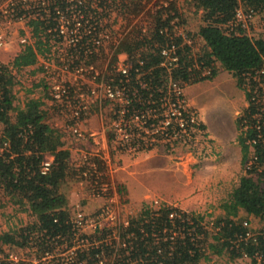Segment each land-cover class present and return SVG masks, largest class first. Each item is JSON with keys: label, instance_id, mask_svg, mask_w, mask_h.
Masks as SVG:
<instances>
[{"label": "trees", "instance_id": "16d2710c", "mask_svg": "<svg viewBox=\"0 0 264 264\" xmlns=\"http://www.w3.org/2000/svg\"><path fill=\"white\" fill-rule=\"evenodd\" d=\"M82 1L84 15L85 11L92 12L97 22L101 19L107 22L111 11L122 14L127 20L122 34L109 45L112 52L105 79L112 86L122 87L130 96V112H144L156 125L161 117H153L147 110L152 109L155 114L162 112L160 98L172 93L173 83L184 88L212 80L222 68L236 78L241 88L246 78L251 81V75L263 67L264 37L252 38L239 25L230 30L226 24L233 20L239 7L264 15V0H189L196 11H202L201 24L195 34L184 30L185 19L174 0ZM55 2L64 5L63 0ZM144 16L150 19L145 26ZM54 25L47 13L43 19H30L32 42L24 44L10 64L0 62V189L9 203L18 204L33 217L26 225L0 232V251L3 252L2 246L26 248L31 258H40L75 247L74 264H98L103 257L110 259L111 245L115 241L110 239L111 245L106 244L108 230L103 234L81 233L77 240L83 239L82 242L73 241L74 225L67 197L61 190L66 179L78 174L80 169L73 168L69 149L60 133L47 121L44 102L34 97L28 98L22 106L14 102L16 72L35 65L39 55L51 51L54 39L48 30ZM193 35L203 42V47L195 53L193 39L196 36ZM170 46H174L176 60L173 62L165 60L162 54V50ZM102 50L101 47L99 56ZM120 54L127 56L130 65L127 77L114 67ZM99 56L93 52L80 59L86 64H96ZM41 82L44 85V79ZM44 88L47 90L45 85ZM45 97L51 99L47 93ZM246 99L248 105L236 118L244 173L229 197L211 207L208 213L186 212L169 205L155 209L144 204L138 215L128 220L121 234L124 247L119 248V262L198 264L210 255H225L230 260L246 256L252 261L258 255L264 262V168H259L264 166V106L262 102L257 103L256 98L252 99L250 92H246ZM108 137L113 139L114 133H108ZM253 139L259 141L253 143ZM169 143L176 145L177 141ZM250 150L257 159L247 169ZM48 156L52 160L43 173V162ZM171 213L178 216L171 218ZM250 222L261 225L253 228ZM85 240L102 242L84 246ZM57 259L64 264L65 256H57Z\"/></svg>", "mask_w": 264, "mask_h": 264}, {"label": "built area", "instance_id": "2783aa9c", "mask_svg": "<svg viewBox=\"0 0 264 264\" xmlns=\"http://www.w3.org/2000/svg\"><path fill=\"white\" fill-rule=\"evenodd\" d=\"M63 4V6H60L55 0H0V49L7 43L5 31H9L7 28L11 23L25 21L27 29L30 32L28 27L30 19H43L47 13L55 22L54 27L48 30L54 39L51 42V51L39 55L38 58L47 59L50 55H57L60 52L59 49L64 47L66 48V57L64 58L65 60L62 59V62H58L62 68L60 74L54 72L53 66L39 63L40 67L43 68L42 79H44V85L47 87V94L51 97L50 100L58 103L59 109L67 112V115L70 117V120L65 124V129L77 140L88 139L91 143V151L84 152L81 155L79 172L86 180L92 181V183L90 182L92 196L103 199L99 210L93 215H86L82 211H78L72 217L74 225L73 241L82 242L83 239L77 240L81 233L89 234L91 232L90 234H92L96 232L103 234L105 230H108V232L106 231L107 236L104 239L107 241L106 244L111 245V240H114L115 243L111 245L113 249L109 253L110 259L107 260L106 257H103L98 261V264H105L108 261H110L109 264H122L118 261L120 259L119 248L124 247L121 234L128 224L127 222H122L123 220H121L120 214L117 211L118 204L115 196L112 194V190L115 189L107 182L101 181V178H103L102 169H100L97 159L104 161L107 157L106 148L109 141L119 142L122 144L123 150L127 149L131 151L134 149L137 151L143 146V142L150 146L154 145L158 140L186 142V139L191 134L193 135L196 131L203 132L204 128L201 126L196 112H193L191 107L186 106L182 92L183 88L176 86L174 83L172 84V93H165L160 98L162 99V112L155 114L154 110H147L148 113H153V117H161L157 125L144 112H136L135 110L130 112L128 107L130 98L124 93L123 88H119L118 85L112 86L108 84L105 79V73L98 71L95 64H86L85 60L80 59L81 56L84 55L86 57V55L93 54V52L99 56L100 48L103 47L107 38L105 20L101 19L97 22L91 16L92 12L90 11H85L87 14L84 15L82 11L84 1L82 0H63ZM50 8L52 10H49ZM84 9H86L85 6ZM240 9L241 7L237 8L233 20L229 23L243 28L246 27L245 22L253 17L254 12L252 10L242 12ZM179 33L182 32L179 31ZM31 42L32 36L30 37L29 35L21 39L23 46ZM173 47L170 46L162 50V54L165 58L168 57L171 62L176 60ZM81 51L84 54H81ZM114 67L116 71L121 72L125 77L128 76L129 67L124 60L119 59V56ZM251 79L249 81L246 78V92H250L251 98H256V102H262L264 106V64L260 70L251 75ZM107 101L123 104H118V108L112 112L113 119L111 120V124L116 136L113 139H109L108 135L104 132L94 130L88 132L82 131L80 129L82 116L89 114L92 106ZM256 128L259 129L260 127L256 126ZM131 135L133 136L130 138ZM135 135L144 138L143 142ZM133 139L139 140L140 146L138 148L135 147L136 144L129 145L134 148L127 147V143L134 141ZM262 140L264 141V137H262ZM255 141H259V139H253L252 142L255 143ZM250 152V160L246 165L247 169L257 159L254 152L251 150ZM49 164L50 160L43 162V173L48 170ZM259 168H264V166L262 165ZM173 216L178 215L176 213L169 215L171 218ZM244 225H247V223L244 222ZM85 242L84 246H89L99 244L102 241L87 243V240H85ZM74 250L75 247L68 249L64 264H74ZM100 253L101 255L104 254V248L101 249ZM0 254L4 255L0 256V264H60L57 254H46L40 258L26 260L17 258L16 255L9 252ZM125 254H128L127 250ZM255 258L260 259V256L256 255ZM126 261V264H137L135 260Z\"/></svg>", "mask_w": 264, "mask_h": 264}, {"label": "rangeland", "instance_id": "374dc122", "mask_svg": "<svg viewBox=\"0 0 264 264\" xmlns=\"http://www.w3.org/2000/svg\"><path fill=\"white\" fill-rule=\"evenodd\" d=\"M176 1V4L178 6V10L182 12V16L185 19V26L184 30L195 34L198 31V27L201 24V12L200 10L196 11V8L190 2L189 0H174ZM148 8H146L147 10ZM242 12H246L247 10L244 9V7H241L240 9ZM144 22L143 25H147L150 19H148L146 16L143 18ZM127 20L123 18L122 14H119L116 11H111L109 17L107 18V22L104 21V24L107 28V34L109 37H107L106 41L103 44V52L101 55L96 59L95 66L97 67L98 71L101 73H105V76L109 74L108 71V65L110 63V51L109 45L111 42H114L119 36L122 34V31L124 30V27L126 25ZM228 24V23H227ZM226 24L227 29H232L234 25L232 24ZM246 27L244 28V31L248 34V36L252 38H260L264 37V15L259 13H254L253 17L250 20H247L245 22ZM9 25V24H8ZM7 26V25H6ZM183 29V28H182ZM6 30V29H5ZM9 31H5V38L7 39V43L3 48H10L12 53H18L20 49L22 48L23 44L21 43V39L27 37L28 35L31 37V34L29 30L27 29L25 21L17 22V23H11V25L7 28ZM179 31H182L179 29ZM4 32V31H2ZM194 37L196 35H193ZM192 36V37H193ZM194 45H193V52L200 51L199 48L203 47V42L200 40V38L197 36L193 39ZM12 44V45H11ZM8 45L10 47H8ZM2 48V49H3ZM63 49V50H62ZM1 50V49H0ZM60 52L57 55H50L47 59L38 58V63H41L43 65H51L54 67V72L56 74H60L62 71L61 65L58 64V62H62L65 60L66 57L65 50L66 48H60ZM62 51V52H61ZM63 59V60H62ZM119 59L124 60L125 63L130 66L127 61V56L125 54L120 55ZM165 60L170 61V59L167 57ZM45 62V63H43ZM11 63V62H10ZM7 62V64H10ZM4 64V63H2ZM37 67L39 64L36 65ZM218 66L220 67L219 63ZM36 67V68H37ZM26 73H21L20 70L16 72V80L17 83L14 87V91L16 93V105L22 106L25 101H27L28 98L34 97L39 98L40 101H43L44 104L42 107L47 111V121L49 124H57L58 122H67L70 120L69 115H67V112L63 111L62 109H59L58 103L52 102L50 99H47L45 97V94L47 93L46 89L44 88V85L42 84V72L37 71L35 79L30 80L29 76ZM218 74H222L221 79L215 80V82L211 81L208 83H203L205 85H208V90H212L211 94L213 92V88L215 89L214 94H221L223 95L222 98H218L215 100L214 98H210L207 100H200L198 98V95H196L194 92H185L184 88L182 89L184 100L186 106L191 107L193 112H196L197 118H199V109L202 111V108H208L211 106L210 114L214 115V113L217 111L218 114H220L225 120L229 119V112L228 107H225L228 105L229 102L235 103V105L242 104L241 98H237L235 96L236 93H239L243 91L246 94V87L245 84L241 85V88L238 87L237 83L233 80V76L230 72L219 68ZM44 75V73H43ZM66 77V76H64ZM63 77V78H64ZM31 78V77H30ZM33 78V77H32ZM236 80V78H235ZM220 81V82H219ZM219 82V83H218ZM232 82V88L229 87V83ZM215 83V84H214ZM216 83H218L216 85ZM236 89L234 88V86ZM236 90V93H233V90ZM241 90V91H240ZM136 93V90H134ZM234 94V95H233ZM130 97L129 95H127ZM247 101V99H246ZM104 102V101H103ZM102 102V103H103ZM100 103L98 105H94L91 107L89 114L86 116H82L81 123H80V129L84 132H88L91 130L97 131L96 129H99V132L101 130H105L104 133L108 135V133H114L112 130V124L109 123V118L111 117V114L114 109L118 108L117 102H105ZM117 103V104H116ZM248 105V102H246ZM130 104V103H129ZM123 105V104H120ZM216 106V107H214ZM241 112V111H240ZM239 112V113H240ZM66 113V114H64ZM97 118V127L89 128L87 129L86 126L89 125V119L91 118ZM113 119V116H112ZM102 124V125H101ZM229 124L231 122L229 121ZM101 127H98L100 126ZM96 128V129H95ZM2 129V125L0 124V130ZM117 134V133H116ZM191 134V131H190ZM208 131L204 129L203 132L196 131L194 134L188 137L186 139V142H177L176 145L170 144L169 142H166V140H158L154 145L150 146L149 144H145L142 140L144 138H141L139 136H136L138 139H140L143 142V146L140 147V150H131L128 151L127 149H122V144L115 141H109L107 144V157L104 159V161L101 162V164H104V167L102 169V175L103 178H101V181L107 182L111 185L112 188L115 190H112V194L115 196L117 204H118V212L120 214L122 222H128L125 218H127V215L130 211V207H132V204L130 202V195L128 193V189L126 185H132L137 183H143L145 186H148L149 179L153 181L152 177L147 173H137V169L133 166L134 160L137 158L136 156L140 153H146L150 149H156V148H162L164 150L165 155H175L178 151H181L182 153L188 154L192 160H194L192 164L191 172L189 173V177L191 178L193 184L204 177H211L212 182L208 178V183H211L210 185L213 186L215 184H224L232 187L234 184L237 183V180L239 179L240 175H242L241 167H239V160H235L234 156L231 154L228 158H224L226 155V152H224V156L220 153L221 150H219L217 143H215L211 137L208 135ZM67 135V134H66ZM114 136H116L114 134ZM133 135L130 136V138ZM86 143H79V141L75 140L72 135H70V138L67 140L68 147H72V155L74 156L73 161L78 163V159L80 158V152H90L92 149L91 143L88 139H85ZM134 140V139H133ZM136 144V145H135ZM74 145V146H73ZM129 145H135V147H139V140L130 141L127 143V147H132ZM169 145V146H168ZM134 148V147H132ZM164 148V149H163ZM231 150V149H228ZM249 157H250V151H249ZM71 160V158H70ZM71 160L70 163H72L73 168L76 167V165L81 164H75ZM81 161V160H80ZM224 162L222 168V163ZM80 163V162H79ZM150 165L149 161L146 158L141 157L140 159V166L142 167H148ZM208 166V167H206ZM141 167V168H142ZM198 167V168H195ZM200 168H202L201 174L198 172L197 175H195V170L200 171ZM80 168L78 167V170ZM77 170V168H76ZM225 170V171H224ZM225 173L223 176L219 175V173ZM207 173V174H206ZM244 173V172H243ZM209 174V175H208ZM231 174L230 181H227L225 178L227 175ZM91 180H86L83 176H81L80 172L78 171V174H75L72 177H69L66 179V181L63 183L61 190L65 193L67 200H68V209L71 217L76 215V212L82 211L86 215H93L95 212L99 210L90 208V205H85L83 207L80 202L85 198V189L89 191L90 196H92L91 191ZM85 186V187H84ZM162 188V186H160ZM85 188V189H84ZM89 188V189H88ZM78 196V205H71L69 201H73ZM93 197V196H92ZM149 201H146L143 204H147L151 208H158L161 206L162 202L159 197H148ZM91 197L87 196L86 202L90 201ZM81 200V201H80ZM157 201V203H155ZM8 198L2 194V191L0 189V232L6 231V230H13L15 228L21 227L23 225H26L33 221V217L28 214L24 210L23 207L19 206L18 204H10V206L14 205L16 206L15 210H11L10 206L7 205ZM212 211V208H211ZM211 211H201L202 213H208ZM127 212V213H126ZM125 217V218H124ZM209 218H212L209 217ZM15 219V220H13ZM20 220V221H19ZM27 220V221H25ZM24 221V222H23ZM22 222V223H21ZM253 228L259 227L261 224H257L255 222L249 223ZM91 232H89L90 234ZM79 245V244H78ZM77 245V246H78ZM77 248V247H76ZM0 253H13V255H16L17 258H21L22 260L31 259V252L30 250L23 248H8L6 246H2ZM68 250L66 252H60L57 254V256H65L67 254ZM0 256H4L0 254ZM34 258V257H32ZM226 260L225 257H221L220 260H218V264H226L223 262ZM207 260H212L211 258L202 259L200 262L201 264L207 263ZM209 264V263H207Z\"/></svg>", "mask_w": 264, "mask_h": 264}, {"label": "crops", "instance_id": "0c3cea01", "mask_svg": "<svg viewBox=\"0 0 264 264\" xmlns=\"http://www.w3.org/2000/svg\"><path fill=\"white\" fill-rule=\"evenodd\" d=\"M8 47L10 46L8 45ZM17 54L18 53H12L10 48H3L0 50V62L4 64H7V62L10 63ZM37 64H39L38 60L35 63V65L26 66L20 69V72L21 73L28 72L27 75L29 76V79L30 80L35 79L36 77H38L36 75L37 71L42 72L43 70V68L40 67V65L37 67L36 66ZM219 75L223 76L222 74H217L212 80L200 81L184 87V91L190 92L188 96H190L191 92H194L196 95H198V98L200 100H207L210 98H214L215 100H217L218 98H222L223 95L214 94L216 92L214 89L216 86L213 88V92L211 94L212 90H208L209 86L203 84L211 81L215 82V80L221 79V76ZM233 80L236 83L235 78H233ZM218 83H216V85ZM231 84L232 82L229 83V87L232 88ZM15 85L16 84H14L13 86V92L16 96V93L14 91ZM234 88L236 89L235 86ZM232 90L233 93H236V90L234 89ZM235 96L237 98L238 97L241 98L240 100H242V104L236 106L235 103L231 101L228 103V105L225 106L228 107L227 111L229 112V119L225 120L221 116L222 115L221 113H220L221 115L218 114L217 112L218 110L214 113V115L210 114V109H211L210 106L209 107L210 109L202 108V111L199 109L200 111L199 120L200 123L203 125L204 129L208 131L209 137H211L212 140L215 143H217L219 150H221L220 153L224 156V152H226L224 158L229 159V156L232 154L235 160H239V167H241L243 174V168L241 164V160H242L241 147L237 141L239 131L237 129L236 118L240 114L239 112L242 111L247 106L246 103L247 101H246V94L243 91L240 92V95L239 93H236ZM95 119L97 118L93 117L89 119L88 122L89 125L86 126L87 129L97 127L98 123L97 120ZM111 120H112V114L111 117L109 118V123L111 122ZM229 121L231 122V124H229ZM65 124L66 122L62 121V122H58L57 124L54 123L52 124V126L60 133L65 147H67L70 151L71 154L70 158L73 161L74 156L72 155V147L71 148L68 147L67 144V140L70 138L71 134L65 129ZM101 125L98 127H101ZM96 130L99 132V129ZM104 131L105 130H101V132ZM74 139L77 140L76 138ZM77 141H79V143H84V144L86 143V140H77ZM80 153H81L80 154V158H81L82 152ZM136 157L137 158L134 160L133 166L137 169V173L138 174H140V172L147 173L152 177L153 181L150 178L148 186H145L142 182L140 184L137 183L132 185H128V184L126 185L128 189V193L130 195V202L132 204V207H130L131 209L129 210L130 212L128 214L125 213L123 214V216L127 215L126 216L127 218L124 217L127 221L130 218L138 215V213L142 209V206L144 205L143 203L149 201L148 200L149 196L159 197L162 202L161 206L169 205L186 212L199 213L204 210L211 211V207L217 206L218 204H220V202H222L223 200L229 197V194L231 193L233 188L238 184L239 179L241 177L240 175L239 179L237 180V183L234 184L232 187L228 186L227 184L226 185L215 184L211 186L210 185L211 183H208V178L212 182L211 177L201 178L200 180L196 181L193 184L191 178L189 177V173L191 172L192 164L194 160H192V158L185 152L182 153L181 151H178L177 154H175L174 156L165 155L164 150H162V148H156V149H150L146 153H140ZM141 157L146 158L149 161L150 165L148 167L140 166ZM47 160L51 161L52 157L48 156ZM80 160L81 159H78V163L74 161L73 162L75 164H79ZM97 161L99 163V161L102 162L103 160L97 159ZM223 164L224 162L222 163V168L225 167L223 166ZM79 166L80 165H76V167L74 168L78 169ZM102 166L104 167L103 163L99 165V167ZM201 171L202 168H200V171L195 170L194 171L195 175H197L198 172H200L201 174ZM224 174L225 173L222 172L219 173V175L221 176H223ZM225 179L227 181H230L231 174L227 175ZM160 186H162V188ZM86 189H85V194L86 193L87 194L85 195V198L82 201L80 200L81 201L80 204H82L83 207H85V205L87 204L90 205V208H94L95 210L98 209L102 205L103 199L90 196L89 191ZM87 196L91 197L90 201L88 202H86ZM77 201H78V196L73 201H69V203H71V205L74 204L78 205ZM6 203L8 206H10L11 204L9 202ZM10 208H12L11 210H15L16 206L14 207V205H12L10 206ZM221 257L226 258V260L223 259L224 260L223 262H225L226 264H264V262H262L260 259H255V261H252L250 258L243 256L240 258L230 260L225 255H210L208 258H211L212 260L211 261L207 260V263L218 264V260H220ZM198 264H201V262H199Z\"/></svg>", "mask_w": 264, "mask_h": 264}]
</instances>
